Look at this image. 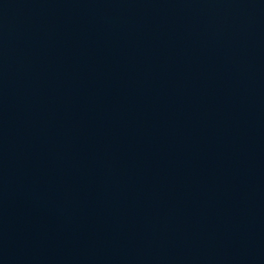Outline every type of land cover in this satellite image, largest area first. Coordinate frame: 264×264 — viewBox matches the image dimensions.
<instances>
[{
    "label": "water",
    "instance_id": "95a60500",
    "mask_svg": "<svg viewBox=\"0 0 264 264\" xmlns=\"http://www.w3.org/2000/svg\"><path fill=\"white\" fill-rule=\"evenodd\" d=\"M0 264H264V0H0Z\"/></svg>",
    "mask_w": 264,
    "mask_h": 264
}]
</instances>
